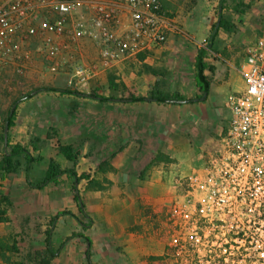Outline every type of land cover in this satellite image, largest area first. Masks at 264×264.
I'll use <instances>...</instances> for the list:
<instances>
[{"label":"crops","instance_id":"1","mask_svg":"<svg viewBox=\"0 0 264 264\" xmlns=\"http://www.w3.org/2000/svg\"><path fill=\"white\" fill-rule=\"evenodd\" d=\"M190 1V7L168 6L181 19V33L133 57L118 56L105 64L91 42L70 44L57 39V55L65 65L75 60L74 65L94 66L96 77L84 92L76 90L84 95L62 92L75 91L67 80V88L44 84L51 90L35 93L18 105L11 146L23 147L32 159L40 151L43 160L52 159L60 170L72 171L76 178L88 177L98 185L87 189L88 180L81 179L74 191L75 179L68 173L58 177L57 184L37 187L41 181L30 176L34 163L27 165L29 184L24 174L22 190L28 198L37 199V206L25 216L30 228L27 236L32 242L41 240L37 250H42L50 230L54 249L63 244L53 261L56 264H87L86 241L72 238L74 234L89 238L91 264H192L199 258L187 241L194 229L189 219L206 198L202 188L205 153L229 124L225 98L245 87L240 73L245 49L264 38V0H225L227 8L216 13L213 8L219 7L220 0ZM201 1L210 13L199 30L193 24ZM241 5L249 9L237 8ZM219 15L231 28L220 29L210 43V30ZM36 43L26 47L32 57ZM200 58L209 81L203 100H197L202 94L195 81ZM110 78L117 91L109 90ZM100 87L107 93H101ZM97 89L98 98L88 96ZM122 90L135 98L177 93L187 102H132L120 98ZM58 141L79 144L75 164L58 152ZM195 178L198 185L193 183ZM76 194L90 221L85 231L79 224L83 219L74 201ZM37 220L43 224L37 227Z\"/></svg>","mask_w":264,"mask_h":264},{"label":"built area","instance_id":"2","mask_svg":"<svg viewBox=\"0 0 264 264\" xmlns=\"http://www.w3.org/2000/svg\"><path fill=\"white\" fill-rule=\"evenodd\" d=\"M189 1L0 0V76L9 69L24 72L30 60L26 47L33 41L41 52L53 56L58 52L57 39L70 44L87 40L99 48L105 64L163 46L171 35L181 33L179 18L168 6ZM240 73L244 89L224 101L230 114L225 134L205 153L206 198L189 219L194 228L189 248L212 246L209 236L217 227L210 210H258L255 220L264 216V38L245 49ZM95 77L94 66L74 65L67 85L84 90ZM193 183L198 185L199 180ZM233 235V241L245 240L241 228Z\"/></svg>","mask_w":264,"mask_h":264},{"label":"rangeland","instance_id":"3","mask_svg":"<svg viewBox=\"0 0 264 264\" xmlns=\"http://www.w3.org/2000/svg\"><path fill=\"white\" fill-rule=\"evenodd\" d=\"M190 2L191 1L182 6L190 7ZM226 4L227 2L223 5V9L227 8ZM188 9L190 8H187L184 14L189 11ZM213 10L216 13V11L219 10L218 5H216ZM207 13H210V8L204 5V2H199L193 24L195 29H202L203 23L206 21ZM179 23L182 29L180 18ZM33 51L36 54L33 57L30 56L32 62L29 61L21 75L17 74L12 69L2 72L0 76V112L7 110L9 104L16 97L34 88L44 86V84L51 85L59 90L67 88L65 84L69 79L71 68L74 66L73 63L75 60H69L67 62L68 65H65L66 63H63L59 55L49 56L41 52L37 43ZM92 83H90V86ZM70 89L72 90L74 88L71 87ZM99 91L103 94L107 93V89L102 87L99 88ZM80 92H84V90ZM55 146H57V143H55ZM41 154L42 152L39 151V153L33 155L34 160L41 158L40 162L32 165L30 176L34 181H42L46 177L48 159L43 155L44 159L46 158L43 160ZM20 162L22 166L16 175L12 176L10 180L0 179V197H8L11 203V206L7 207V218L10 222L7 224H0V237L10 235L16 236L19 255L15 256L14 260L22 261L24 264H35L29 257L32 255L34 249L37 250L41 248L42 241L35 240L32 242V240L28 238L27 234L30 228H27L25 216L28 214V210H34L35 206H37V199L28 198L26 193L22 190L23 185L20 183V180L23 179L24 176L23 168L25 162L23 159H20ZM210 211L211 217L213 218L212 223L217 227L214 232L210 233L212 235L209 236L211 240H213L212 246L198 245L197 247L191 248L195 251V254H199V258L192 264H264V251L262 252L261 249L264 246V216L261 220H255V214L258 210ZM220 220L223 221L222 224L218 223ZM40 224H43L42 220H37L35 222L37 227L40 226ZM240 228L245 233V240L233 241V233ZM250 239L251 242H249ZM225 244L231 245L229 248H225ZM224 257L226 260L220 263V259ZM52 264H56V261Z\"/></svg>","mask_w":264,"mask_h":264},{"label":"trees","instance_id":"4","mask_svg":"<svg viewBox=\"0 0 264 264\" xmlns=\"http://www.w3.org/2000/svg\"><path fill=\"white\" fill-rule=\"evenodd\" d=\"M225 0L219 1V9H223V4ZM242 7L243 9H249V5H241L237 8ZM236 8V9H237ZM231 28V23L227 21L225 18H223L221 15L218 16V21L215 25L212 26L210 30V40L209 42L212 43L217 35V32L220 29L223 30H229ZM206 69V67L201 63V58L198 59V64H196V75H195V81H196V87L198 88L199 92L206 95L209 92V81L208 79L203 75V71ZM114 79L110 78L108 81V88L110 91L114 92L118 90V86H116L113 83ZM51 90L48 87L40 86L37 88L32 89L31 91L22 94L15 99L12 100V102L9 104V107L5 111L0 112V179H8L10 180L12 176L16 175L21 167L20 159H24L26 163L25 169H23L25 174V180L29 184V166L31 163H38L41 161V158L37 160H33L27 150H25L21 146H11L10 141V132L12 128L15 126V113L18 105L27 99L31 98L35 93H41ZM64 93H71L75 95H84L76 91H70V90H62ZM97 90H94L88 94L91 98H98L97 96ZM120 98L126 99L128 101L132 102H140V101H146V100H152L157 99L158 102H165L166 100H183L182 96H180L177 93L173 94H149L143 98H135L132 94L126 92L125 90H122L120 93ZM201 98V97H200ZM101 100H104V98H100ZM8 125V137L6 144L4 143L3 138V130L5 125ZM57 150L58 152L69 162L75 164L78 157L80 156V148L78 143H72V144H63L61 142H57ZM107 168H105L106 170ZM101 170V168H99ZM104 170V169H103ZM72 177H74L75 181L73 183V190L75 191L74 185L75 183H79L81 179L88 180L87 183V189L90 188H98V185L95 181L89 180L88 177L80 176L76 178L75 174L72 171H62L58 167V165L51 159L48 162V169L46 172V177L39 183L37 187H44L45 185L52 183L57 184L56 179L60 177L61 175L68 174ZM74 201L78 205L79 213L83 219V221L79 220V224L82 227V230L85 231L87 227L90 225V221L88 219L87 214L85 213V207L79 198V196L76 194L74 196ZM11 203L9 201V198L6 196L0 197V224H7L10 221L7 218V207H10ZM52 219L50 221V225H52L53 221ZM82 237L86 241V249L84 252V257L87 261V264H91L89 260V247L87 248V245L90 246L89 238L84 237L81 234H74L72 238ZM70 239V238H69ZM63 244L60 245V247L55 250L54 247L51 245L50 242V230L46 231V239H45V245L42 250H36L32 253V255L29 257L31 258V261H33L35 264H52L55 259L59 256V251L61 249ZM19 255V249H18V241L16 239V236H4L0 237V262L1 264H24L22 261L14 260V257Z\"/></svg>","mask_w":264,"mask_h":264},{"label":"water","instance_id":"5","mask_svg":"<svg viewBox=\"0 0 264 264\" xmlns=\"http://www.w3.org/2000/svg\"><path fill=\"white\" fill-rule=\"evenodd\" d=\"M206 98V93L203 94V96L197 100H203ZM196 100V101H197ZM165 102H169V103H179V104H183V103H186L187 101H184V100H166ZM7 137H8V125L6 124L5 127H4V130H3V138H4V143L6 144V141H7Z\"/></svg>","mask_w":264,"mask_h":264}]
</instances>
